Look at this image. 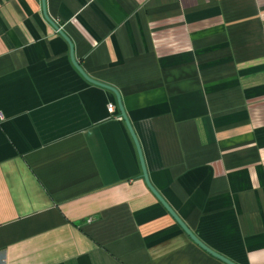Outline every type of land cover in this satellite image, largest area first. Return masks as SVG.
I'll use <instances>...</instances> for the list:
<instances>
[{
	"label": "crops",
	"instance_id": "obj_1",
	"mask_svg": "<svg viewBox=\"0 0 264 264\" xmlns=\"http://www.w3.org/2000/svg\"><path fill=\"white\" fill-rule=\"evenodd\" d=\"M44 11L120 93L150 183L185 225L264 264V0ZM0 264H226L149 190L114 94L74 68L40 0H0Z\"/></svg>",
	"mask_w": 264,
	"mask_h": 264
},
{
	"label": "water",
	"instance_id": "obj_2",
	"mask_svg": "<svg viewBox=\"0 0 264 264\" xmlns=\"http://www.w3.org/2000/svg\"><path fill=\"white\" fill-rule=\"evenodd\" d=\"M41 2V8H42V14L44 16V18L46 19V21H48V23H50L54 29L57 30L58 34L63 37L65 39V41L68 43L69 45V55H70V60L72 65L74 66V68L80 73V75L87 80L88 82L100 86L102 88H105L109 91H111L115 98H116V102H117V106H118V110L120 113V116L123 118L127 129L135 143L136 146V150L138 153V157H139V161H140V165H141V169H142V177L147 185V187L149 188V190L153 193V195L157 198V200L161 203V205L166 209V211L173 217V219L176 221V223L181 227V229L190 237V239L196 244L198 245L200 248H202L204 251H206L207 253H209L210 255H212L213 257L221 260L222 262L226 263V264H236L234 262H232L231 260L227 259L226 257H224L223 255L217 253L216 251L212 250L211 248H209L208 246H206L201 240H199L195 234L185 225V223L180 219V217L175 213V211L167 204V202L163 199V197L157 192V190L152 186V184L150 183L148 174H147V170L145 167V163L143 160V156H142V152H141V148L139 146L138 140L134 134V131L132 129V126L127 118V115L125 113L123 104H122V100H121V96L120 93L111 85H108L106 83H103L101 81H98L96 79H93L92 77H90L89 75H87L85 73V71L81 68V66L79 65L78 61L76 60L74 54H73V45L71 43V41L68 39V37L63 33V31L59 30L58 27L52 23V21H50V19H48L45 11H44V0H40Z\"/></svg>",
	"mask_w": 264,
	"mask_h": 264
},
{
	"label": "built area",
	"instance_id": "obj_3",
	"mask_svg": "<svg viewBox=\"0 0 264 264\" xmlns=\"http://www.w3.org/2000/svg\"><path fill=\"white\" fill-rule=\"evenodd\" d=\"M107 111H108L109 113H111V114L115 111V106H114L113 103H109V104L107 105Z\"/></svg>",
	"mask_w": 264,
	"mask_h": 264
}]
</instances>
